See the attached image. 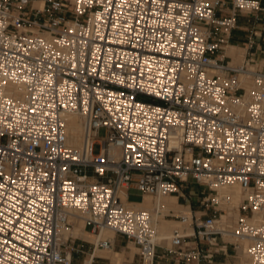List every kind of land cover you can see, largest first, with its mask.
<instances>
[{
    "label": "built area",
    "instance_id": "obj_1",
    "mask_svg": "<svg viewBox=\"0 0 264 264\" xmlns=\"http://www.w3.org/2000/svg\"><path fill=\"white\" fill-rule=\"evenodd\" d=\"M263 12L262 0H0V264H104L96 250L119 237L137 249L121 264L212 263L229 247L264 264V64L226 54L240 16ZM193 184L207 194L177 216L129 198ZM235 184L238 216L220 194ZM155 216L179 223L169 247ZM78 222L95 242L74 236Z\"/></svg>",
    "mask_w": 264,
    "mask_h": 264
},
{
    "label": "bare ground",
    "instance_id": "obj_2",
    "mask_svg": "<svg viewBox=\"0 0 264 264\" xmlns=\"http://www.w3.org/2000/svg\"><path fill=\"white\" fill-rule=\"evenodd\" d=\"M38 7L43 8V3H36L35 4ZM245 50L241 47L236 46H229L227 47V55L231 56L233 58L232 65H235L236 63H243L245 60ZM68 120V136H69V145L71 147H74L76 149L82 150L83 149V125L82 120L78 116L70 115L67 118ZM220 194L222 197H230L231 198V205H229L228 210L230 215L238 216V210L237 208L239 205L243 202L246 195L243 192V190L238 186V184L225 187L220 189ZM135 201L133 203V206L136 208L141 209H147L152 211L154 207L159 208L163 211L164 215H169L171 211L176 212L181 208V206L178 203V199L176 197H166L161 198L157 200L156 202H153L151 198H137L134 199ZM185 210H189V208H186ZM174 214V213H173ZM175 215V214H174ZM177 216V215H176ZM154 224L159 232V243L164 247L170 246V239L171 234L174 228H176L179 223L174 220H168L158 216H155L154 218ZM73 234L75 237H80L86 241H92L95 242L96 238L87 233L84 230V224L82 222H78L73 230ZM114 237V234L111 232H105L103 234L104 239H112ZM130 248L132 249L131 255L134 256L137 253V249L130 245ZM247 248V243H244V251ZM123 251H100L96 250L95 256H99L104 259H110L112 261V264H121V257L123 255ZM244 253V252H243ZM245 255V254H244ZM245 257V256H244Z\"/></svg>",
    "mask_w": 264,
    "mask_h": 264
},
{
    "label": "rangeland",
    "instance_id": "obj_3",
    "mask_svg": "<svg viewBox=\"0 0 264 264\" xmlns=\"http://www.w3.org/2000/svg\"><path fill=\"white\" fill-rule=\"evenodd\" d=\"M261 23V22H260ZM238 26H239V23H238ZM238 32H244L243 30H238ZM245 33V32H244ZM246 52V51H244ZM260 57H258L257 55H253V56H250V58H255V60L259 63H261L262 65L264 64V51L261 52V54H259ZM242 64V63H241ZM240 63H236L235 65H241ZM107 137V131L106 129H101L100 132H99V138L103 139ZM95 153L98 154L100 152V145H96L95 146ZM90 175L92 174L91 172L89 173ZM192 190V193L194 194H197L199 196V200H201V198L207 194V190L204 188V187H201V186H197V185H188L187 188L185 189V192L189 193V191ZM130 200L132 201V203H134L135 201H133L134 199H137V198H142L141 194L135 189L133 188L130 192ZM143 198H146V197H143ZM192 196L190 195H187L185 197H181L180 198V201H179V204L181 206V208H179V210H177V214L176 212H172V214L174 213L175 215H180L182 213H185L187 210H185L186 208H189V206H186V207H182V205H186L188 204V201L191 202V203H194V201L192 200ZM173 214V215H174ZM168 220H174L176 221V218L175 217H169L167 218ZM125 240L122 239V238H118L117 241H116V247H115V251H123V255L121 257V261H126L127 259H133V257L135 256H132L131 255V251L132 249L131 248H125ZM79 243V242H78ZM79 244H82V247H83V250H85L86 252H88L91 248V244H89L88 242H80ZM243 245V243H242ZM130 247V246H129ZM244 247V246H242ZM226 251L224 249L220 250V252L216 255H221L222 253H225ZM216 256L213 260L212 263H209V264H214L215 261H216ZM245 256V257H244ZM83 257H79V258H76V262H80L82 260ZM224 259L226 260H222L220 261L219 260V263H225L227 262L226 264H246L247 263V257L246 255H244L243 253V248H241L240 252H235L234 250L231 251L229 250V253L228 255L224 254ZM104 262V264H111L112 261L110 259L108 260H104L102 261Z\"/></svg>",
    "mask_w": 264,
    "mask_h": 264
},
{
    "label": "crops",
    "instance_id": "obj_4",
    "mask_svg": "<svg viewBox=\"0 0 264 264\" xmlns=\"http://www.w3.org/2000/svg\"><path fill=\"white\" fill-rule=\"evenodd\" d=\"M262 3L264 6V0H262ZM260 19H261L260 20L261 23L259 21H253L252 19H250L246 16H240L238 29L235 30L232 34L230 46L233 45L236 47L243 48L246 51L245 56L247 58H249L250 56H253V55L254 56L257 55L258 57H260L259 54H261V52L264 51V24L262 23V21H264V12L261 13ZM238 30H243L245 33L244 32L240 33V32H238ZM254 34H256L258 36L256 38L257 47H255L252 50H249L248 42H249V39L251 37H253ZM226 54H227V50H226ZM229 57H231V56H229ZM190 192H192V190H190L189 193ZM189 193L184 192L182 196L177 197L178 203H179L181 197H185L187 195H190ZM193 201H194V203H191L188 201V204L182 205V207L189 206V208H191L192 210L193 209L194 210L199 209L200 206L198 203H196L197 202L196 199ZM229 250L233 251L232 247H229V249L225 253H222L221 255L216 256V261L214 264H226L227 262L219 263V260L220 261L226 260V259H224V254L228 255ZM201 264H209V263L203 262Z\"/></svg>",
    "mask_w": 264,
    "mask_h": 264
}]
</instances>
